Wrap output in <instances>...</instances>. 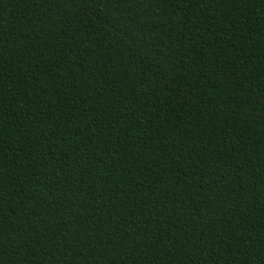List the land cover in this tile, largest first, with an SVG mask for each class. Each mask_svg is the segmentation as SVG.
I'll return each mask as SVG.
<instances>
[{
	"label": "trees",
	"instance_id": "trees-1",
	"mask_svg": "<svg viewBox=\"0 0 264 264\" xmlns=\"http://www.w3.org/2000/svg\"><path fill=\"white\" fill-rule=\"evenodd\" d=\"M0 264H264V0H0Z\"/></svg>",
	"mask_w": 264,
	"mask_h": 264
}]
</instances>
